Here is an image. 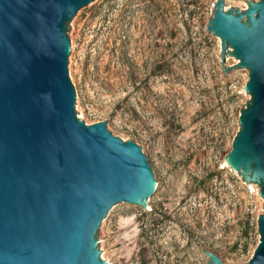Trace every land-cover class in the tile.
I'll return each mask as SVG.
<instances>
[{
  "label": "rangeland",
  "instance_id": "1",
  "mask_svg": "<svg viewBox=\"0 0 264 264\" xmlns=\"http://www.w3.org/2000/svg\"><path fill=\"white\" fill-rule=\"evenodd\" d=\"M217 0H103L72 27L80 119L106 120L152 160L151 213L125 203L99 235L106 264H248L261 188L226 161L250 103L249 72L208 30ZM259 0H228L248 8Z\"/></svg>",
  "mask_w": 264,
  "mask_h": 264
},
{
  "label": "water",
  "instance_id": "2",
  "mask_svg": "<svg viewBox=\"0 0 264 264\" xmlns=\"http://www.w3.org/2000/svg\"><path fill=\"white\" fill-rule=\"evenodd\" d=\"M103 0H0V264H106L99 235L125 203L151 213L161 184L142 147L80 119L72 27ZM208 30L249 72L226 161L264 198V0H217ZM260 240L248 264H264ZM213 264H225L206 250Z\"/></svg>",
  "mask_w": 264,
  "mask_h": 264
}]
</instances>
